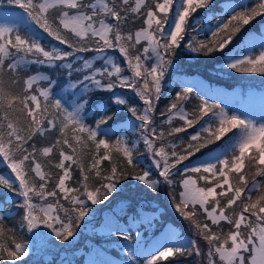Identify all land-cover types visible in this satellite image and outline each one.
<instances>
[{
    "label": "snow or ice",
    "instance_id": "1",
    "mask_svg": "<svg viewBox=\"0 0 264 264\" xmlns=\"http://www.w3.org/2000/svg\"><path fill=\"white\" fill-rule=\"evenodd\" d=\"M213 8V0H0V264H28L30 240L71 245L92 205L129 179L166 191L192 235L170 226L145 240L154 216L142 209L125 224L109 219V233L126 242L118 264H264V94L257 109L251 96L235 104L182 80L159 108L183 51L264 75V28L245 32L264 18V0Z\"/></svg>",
    "mask_w": 264,
    "mask_h": 264
},
{
    "label": "trees",
    "instance_id": "2",
    "mask_svg": "<svg viewBox=\"0 0 264 264\" xmlns=\"http://www.w3.org/2000/svg\"><path fill=\"white\" fill-rule=\"evenodd\" d=\"M223 3L224 0H213V11H220ZM204 11L199 10L200 15H203ZM262 28H264V18L258 17L246 26L245 32L250 31L258 35ZM224 61L225 58L220 55H216L215 59H209L187 51L181 52L177 71L166 79L162 89L159 108L164 109L172 100L175 93L182 86L180 83L182 80L199 81L205 86L210 85L212 88L225 93H230L239 88L242 92L245 90L244 88L249 86L256 88L264 86V75L259 73H237L231 69H224L222 67ZM33 68L35 69V66ZM49 74L56 78L55 73L49 72ZM236 102L237 98L232 100V103L236 104ZM193 103H196V101L193 100ZM186 107L190 110L191 105ZM191 131L192 129H189V132ZM117 134L122 133L118 132ZM128 135L130 139L134 138L131 133H128ZM40 143H47V141L42 139ZM138 147L142 150V145H138ZM2 169L3 165H0V170ZM122 183L123 188H120L119 193L114 194L109 201L92 205L93 211L85 218L81 227L77 229L78 234L71 245H68L67 242L62 245L61 242L50 236L44 237L43 240H30L32 255L28 258V264H68L69 261L72 264H88L89 260L84 259L86 252L93 254L92 260L96 261L97 264H105L106 261H115L118 264L119 261L124 259L122 245L126 242L111 235L106 228V224L109 219L125 224L129 216L133 214V210L142 209L149 215L154 216L153 227L148 231L141 229L144 232L145 240L151 241L153 238L159 237L168 228L165 226L166 223H170L183 236L184 234L186 237L192 235L187 222L183 221L174 208L170 206L166 191L160 190L157 193H153L151 190L146 191L145 186H141L139 182L132 179ZM5 194L6 191L0 189V198ZM18 219V215H14L12 218L5 217V226L15 225ZM47 231L45 230V232ZM132 234L135 235V232L133 231ZM26 235L31 237L30 233ZM99 248L101 249L100 255ZM179 264H194V258L180 257Z\"/></svg>",
    "mask_w": 264,
    "mask_h": 264
},
{
    "label": "rangeland",
    "instance_id": "3",
    "mask_svg": "<svg viewBox=\"0 0 264 264\" xmlns=\"http://www.w3.org/2000/svg\"><path fill=\"white\" fill-rule=\"evenodd\" d=\"M3 10H0V12H2ZM16 19L15 15L13 12H9L8 13V21L7 22H12ZM5 22L3 19H0V23ZM245 90H243L241 92V88L236 89L232 92H228V94H230L233 97V100L235 98H237V102L236 104H239L240 101L243 100H247L250 96L252 98V103L254 106H256V108L258 109V105H259V98L261 96V94H264V86H261L259 88L256 87H246L244 88ZM165 226L170 227L171 224L170 223H166ZM172 227V226H171ZM184 237H186V235L184 234ZM190 237V236H187ZM101 253V249L99 248V255ZM93 254L91 252H86L84 254V259L85 260H92ZM56 264H66V263H56Z\"/></svg>",
    "mask_w": 264,
    "mask_h": 264
}]
</instances>
